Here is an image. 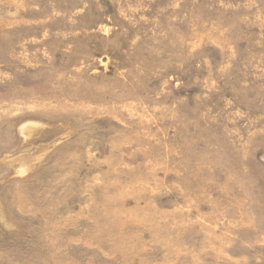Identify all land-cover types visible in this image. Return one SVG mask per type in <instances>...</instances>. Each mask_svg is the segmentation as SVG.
<instances>
[{
	"label": "rangeland",
	"instance_id": "obj_1",
	"mask_svg": "<svg viewBox=\"0 0 264 264\" xmlns=\"http://www.w3.org/2000/svg\"><path fill=\"white\" fill-rule=\"evenodd\" d=\"M0 264H264V0H0Z\"/></svg>",
	"mask_w": 264,
	"mask_h": 264
}]
</instances>
